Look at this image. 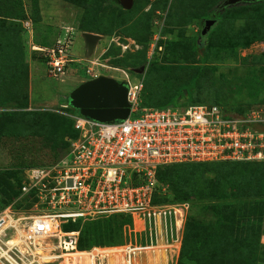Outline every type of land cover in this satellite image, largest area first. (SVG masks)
Here are the masks:
<instances>
[{
  "label": "rangeland",
  "instance_id": "obj_1",
  "mask_svg": "<svg viewBox=\"0 0 264 264\" xmlns=\"http://www.w3.org/2000/svg\"><path fill=\"white\" fill-rule=\"evenodd\" d=\"M224 1L133 0L125 9L119 0H37L35 24L34 0H15V35L0 31V45L15 44V51L10 49L15 57H7L12 65L15 61V77L4 71L0 79V215L8 211L14 216L31 214L33 201L21 190L29 165H51L72 137V118L78 112L70 106L69 96L90 67L80 61L85 53L84 32H80L84 25L94 30H88L89 34L102 38L96 55L112 47L122 57L121 70L130 81L143 85L145 108L177 103L217 106L241 114L263 106L264 6L221 9ZM212 11H219L218 21L206 19ZM206 20L215 23L202 36ZM161 22V46L148 48L145 54ZM66 29L75 34L70 54L77 61L67 65L63 77L49 78L46 64L31 46L35 39L51 45ZM103 75L124 83L121 74ZM166 180L169 183L157 191V206L178 210L181 218L168 220L165 226L148 218L134 217L126 224L108 220L100 227L110 226L116 233L112 247L97 245L84 252L93 251L95 258L102 259L99 252L104 249L131 246L150 249L136 255L132 264H180L183 229L190 222L196 227L189 259L183 263L264 264V164L172 168ZM205 245L215 249V256ZM52 247L47 246V252ZM47 252L43 251L45 261L50 257ZM74 258L73 253L51 263L76 264ZM90 259L93 264L94 258ZM111 261L106 258L101 263Z\"/></svg>",
  "mask_w": 264,
  "mask_h": 264
},
{
  "label": "built area",
  "instance_id": "obj_2",
  "mask_svg": "<svg viewBox=\"0 0 264 264\" xmlns=\"http://www.w3.org/2000/svg\"><path fill=\"white\" fill-rule=\"evenodd\" d=\"M162 26L163 22L149 41V51L156 50ZM72 36V29H66L51 47L31 46L45 60L49 78L63 76L71 63ZM108 50L96 55L95 45L86 52L90 67L85 75L89 80L104 76L103 72L124 76L128 118L112 123L79 114L72 118L77 136L69 140L67 152L54 164L26 172L21 190L33 201L31 214L14 216L8 211L0 215V264H52L56 259L64 261L68 254L86 253L77 250L79 230H64L77 221L137 216L154 219L161 226L171 219L176 222L182 217L180 211L152 203L159 188L158 169L193 163H264V105L241 114L217 106L145 108L143 85L111 65L105 58ZM47 242L53 245L50 255L59 252L50 261L43 260V251L51 248ZM110 249L128 251L120 253L122 264H132L138 254L131 252L136 249L131 246ZM106 258L96 257L93 264H104L101 261Z\"/></svg>",
  "mask_w": 264,
  "mask_h": 264
},
{
  "label": "trees",
  "instance_id": "obj_3",
  "mask_svg": "<svg viewBox=\"0 0 264 264\" xmlns=\"http://www.w3.org/2000/svg\"><path fill=\"white\" fill-rule=\"evenodd\" d=\"M34 9H33V13H34V23L36 24V22H38L39 20V12H38V7H37V0H34ZM250 7H255V6H264V1L262 2H257V3H252V4H247ZM15 7V0H0V31H5L6 34H14L15 35V18L12 17V10ZM153 13L155 12V10H153ZM164 11V8L163 10ZM219 11H212L211 13H209L206 16V19H215V21H218L219 19ZM81 25V24H80ZM80 29V28H79ZM88 30H92L89 27H87L86 25H84V27H81V31L80 32H89ZM94 31V30H92ZM95 31H99L102 33H107V31H103L101 29H96ZM149 44V43H148ZM34 46H39V47H51L50 45L47 46V42L44 41H40L38 42L37 39H35V43L33 44ZM158 46H161V43L158 42L157 43ZM13 49L15 51V44H6V45H0V57L1 60L4 62V66L2 67L0 65V79H3L2 73L5 71V73H10L12 75L11 79H13L15 77V61L12 63L9 61V59H12V56L15 57V54H10V49ZM148 47L146 48V51H144V53L146 54ZM21 56V53H19ZM36 54V53H35ZM37 57L38 60H40L41 62L45 63V60L41 57V55L39 53H37L35 55ZM9 59H8V58ZM105 58H109V63L115 67L118 68H122L123 66V62H122V57L118 56V54L116 52H114V49L111 47L106 55ZM11 79L9 81H11ZM0 82H2V80H0ZM3 104V102H0V105ZM169 106H177V103H171L168 105H165L164 107H155V108H165V107H169ZM72 137L70 139H74L76 138L77 134L73 129V124H72ZM24 136V135H21ZM69 147V142L68 145L65 147V151L60 155V158L67 152ZM59 159L55 157V159L53 160L54 164L56 161H58ZM211 164H225V165H238V164H247V165H251V164H264V163H258V162H219V163H193V164H182V165H174V166H169V167H164L161 169H158L157 173H156V178L157 181L159 183V188L160 189L163 185H165L166 183H169L168 180H166V172L169 171L172 168H188V167H200V166H209ZM40 165V164H38ZM29 169L30 168H37V167H44V165L41 166H34L33 164L29 165ZM168 178V177H167ZM20 184V182L18 183V185ZM226 185V184H225ZM228 186V185H227ZM157 189V191H158ZM158 197H157V192L155 193L154 197H153V201L152 203L157 205L158 204ZM31 204V202H29ZM114 219H120L123 223H127L130 222V218L128 217H123V216H112L106 219H100L97 221H92V222H81V221H77L75 223H69L67 225L64 226V230L65 231H74V230H79V239H78V244H77V250L80 252H84V251H88L90 250L92 247H96L97 245H103V244H111V246H107V247H112V241H114L113 239L116 236V233L114 231L111 230L110 226L107 228L104 227H100L102 224H104L106 221L108 220H114ZM196 227V224H192L190 222H187L184 225V229H183V233H184V241H183V245L181 247V253H180V258H181V262L180 264H185L183 263L184 261L188 260V253H190V247L191 245L190 242L192 241V230L193 228ZM204 246V245H203ZM205 248H207L206 250H209V252H211V254L213 256H215V249L212 248V246L210 245H205ZM253 251H255V248L251 251V254L249 256L253 255ZM205 254H207V252L204 250ZM208 256V255H207ZM76 261H78L79 263H85V264H90L91 263V259L88 257H76L74 259H72V262L75 263ZM183 261V262H182Z\"/></svg>",
  "mask_w": 264,
  "mask_h": 264
},
{
  "label": "water",
  "instance_id": "obj_4",
  "mask_svg": "<svg viewBox=\"0 0 264 264\" xmlns=\"http://www.w3.org/2000/svg\"><path fill=\"white\" fill-rule=\"evenodd\" d=\"M119 1L125 9H129L133 4V0ZM262 1L264 0H225L220 8L224 9L239 4H252ZM214 23V20H206L201 35L204 36ZM82 37L88 53L93 50L101 39L100 36L89 33H83ZM69 104L80 116L101 123L124 121L130 114L125 83H118L115 79L104 76L79 85L70 94Z\"/></svg>",
  "mask_w": 264,
  "mask_h": 264
},
{
  "label": "bare ground",
  "instance_id": "obj_5",
  "mask_svg": "<svg viewBox=\"0 0 264 264\" xmlns=\"http://www.w3.org/2000/svg\"><path fill=\"white\" fill-rule=\"evenodd\" d=\"M135 217H137V216H135ZM138 219V218H137ZM138 224V223H137ZM138 226H140L139 224H138ZM48 247H50V246H48ZM147 251V250H150V249H133V250H131V252L133 251L135 254L136 253H138V254H141L142 252H144V251ZM42 251V250H41ZM41 251H40V253H41ZM123 251H126L125 249H104V250H102L101 252H99V254L101 255L102 254V256L105 258V257H107V258H110V259H112V260H114V263L113 264H122L121 262H120V260H119V258L121 257V255H120V253L121 252H123ZM93 252V251H92ZM92 252H90V253H74V255H75V258L76 257H90V258H95L92 254ZM126 252H128V251H126ZM119 253V254H118ZM137 254V255H138ZM70 254H68L67 256H65L64 257V259L65 258H67L68 256H69ZM50 256H52V255H50ZM93 256V257H92ZM45 258V257H44ZM71 258V257H70ZM109 259V260H110ZM50 260H52V258L51 257H49V260L48 261H50ZM116 261H117V263H116Z\"/></svg>",
  "mask_w": 264,
  "mask_h": 264
},
{
  "label": "crops",
  "instance_id": "obj_6",
  "mask_svg": "<svg viewBox=\"0 0 264 264\" xmlns=\"http://www.w3.org/2000/svg\"><path fill=\"white\" fill-rule=\"evenodd\" d=\"M47 30L49 31V29H47ZM30 34H32V32H31ZM64 34H65V30H64V32L61 31V32L55 37V41H54V43H52L50 46H53V45L55 44V42L57 41V39L62 38V37L64 36ZM74 35H75V34H73V36H74ZM73 36L71 37L72 39H73ZM82 38H83V37H82ZM101 39H102V38H101ZM101 39H100V40H101ZM83 40H84V39H83ZM98 42H99V41H98ZM84 43H85V42H84ZM47 46H49V45H47ZM96 46H97V44H96ZM70 50H71V49H70ZM86 52H87V48H86V46H85V53H84V55H83L84 57H82L83 59L80 60V61H82V62H83V61L86 62V60H85V59L87 58V57H86ZM70 53H71V52H70ZM84 58H85V59H84ZM70 59H71V63L77 61V60H73V57H72V56H70ZM65 70H66V69H65ZM64 74H65V73H64ZM63 76H64V75H63ZM63 76H61V77H63ZM61 77H60V78H61ZM83 81H84V82L89 81V78L86 77L84 80H82L81 82H79L78 86L81 85V84H83V83H84ZM80 83H81V84H80ZM78 86H75V88H73V89H76Z\"/></svg>",
  "mask_w": 264,
  "mask_h": 264
},
{
  "label": "clouds",
  "instance_id": "obj_7",
  "mask_svg": "<svg viewBox=\"0 0 264 264\" xmlns=\"http://www.w3.org/2000/svg\"><path fill=\"white\" fill-rule=\"evenodd\" d=\"M104 77H106V76H104ZM112 78V77H111ZM116 80V79H115Z\"/></svg>",
  "mask_w": 264,
  "mask_h": 264
}]
</instances>
